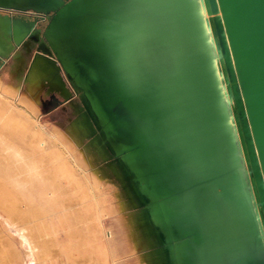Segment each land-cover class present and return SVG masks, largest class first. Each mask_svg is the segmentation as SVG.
<instances>
[{
  "label": "water",
  "instance_id": "95a60500",
  "mask_svg": "<svg viewBox=\"0 0 264 264\" xmlns=\"http://www.w3.org/2000/svg\"><path fill=\"white\" fill-rule=\"evenodd\" d=\"M0 10L11 51L33 44L30 65L41 56L65 80L63 104L79 98L154 264H264V0H0ZM28 11L52 17L38 28L9 14Z\"/></svg>",
  "mask_w": 264,
  "mask_h": 264
},
{
  "label": "rangeland",
  "instance_id": "374dc122",
  "mask_svg": "<svg viewBox=\"0 0 264 264\" xmlns=\"http://www.w3.org/2000/svg\"><path fill=\"white\" fill-rule=\"evenodd\" d=\"M19 53L26 56L21 69ZM33 56L24 46L13 49L1 84L22 95ZM61 98L43 94L37 116L17 99L0 101V264H141L150 249L133 251L125 224L138 211L108 208L118 205L119 191L127 199L111 161L92 146L80 165L57 138L81 118L79 98L68 104ZM95 166L104 174L101 191L85 179Z\"/></svg>",
  "mask_w": 264,
  "mask_h": 264
},
{
  "label": "bare ground",
  "instance_id": "6f19581e",
  "mask_svg": "<svg viewBox=\"0 0 264 264\" xmlns=\"http://www.w3.org/2000/svg\"><path fill=\"white\" fill-rule=\"evenodd\" d=\"M10 51L11 45L6 41L0 31V54L8 55ZM25 57L26 56L21 53L16 55L17 66L20 67V69L24 66ZM19 91L16 87H6L0 82V101L5 97V99L9 101L1 102L4 104H11L12 100L17 99L19 104L35 116L38 114V105L41 102V96L43 94L49 95L52 93H58L65 99H70L71 97V92L62 75L59 73L58 68L51 61H48L41 56H37L29 67L25 92L21 95ZM18 93L20 95L19 98H17ZM57 138L65 145L66 150L74 155L75 160L80 165L87 160L89 157V151L94 145L93 142L88 141L87 130L80 119H72L68 127V135L59 133ZM77 146L81 150L74 153V151L77 150ZM103 178L104 174H102V171L96 166L92 169L91 173L85 174V179L93 186L95 191H101ZM118 196L121 197V200L118 201L117 206L110 204L108 206L110 211L114 213V211H117L116 208L119 210H124L125 208L131 209L130 203L120 191ZM125 224L128 233L127 240L130 248L133 249V251L148 250V245L143 240L135 217L130 219V225L128 222H125ZM151 257L152 252L145 254L141 258V264H143L142 262H144V264H154Z\"/></svg>",
  "mask_w": 264,
  "mask_h": 264
},
{
  "label": "flooded vegetation",
  "instance_id": "af4514ba",
  "mask_svg": "<svg viewBox=\"0 0 264 264\" xmlns=\"http://www.w3.org/2000/svg\"><path fill=\"white\" fill-rule=\"evenodd\" d=\"M0 12L3 13V14L7 13V12H4L3 10H0ZM9 14L11 16H13V17H21V18H24V19H27V20L38 19V20H40V23L38 24V28L45 27L48 24V22L50 21L51 17H52V16H44V15H41V14H37L34 11H28V12H25L24 14L23 13H16V12H9ZM30 50H31V55L33 53L35 54L36 48H35V46L33 44L30 45ZM61 101H63L62 98H61ZM63 103H64V101L62 102V104ZM52 104H49V105H52Z\"/></svg>",
  "mask_w": 264,
  "mask_h": 264
},
{
  "label": "crops",
  "instance_id": "0c3cea01",
  "mask_svg": "<svg viewBox=\"0 0 264 264\" xmlns=\"http://www.w3.org/2000/svg\"><path fill=\"white\" fill-rule=\"evenodd\" d=\"M25 58H26V57H25ZM25 61H26V59H25ZM51 106H52V105H47V106H45V108L48 109V108H50ZM53 110H54V109H53ZM53 110H52V111H53ZM50 111H51V110H50Z\"/></svg>",
  "mask_w": 264,
  "mask_h": 264
}]
</instances>
